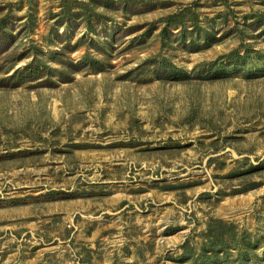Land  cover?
Here are the masks:
<instances>
[{
  "label": "rangeland",
  "instance_id": "1",
  "mask_svg": "<svg viewBox=\"0 0 264 264\" xmlns=\"http://www.w3.org/2000/svg\"><path fill=\"white\" fill-rule=\"evenodd\" d=\"M0 264H264V0H0Z\"/></svg>",
  "mask_w": 264,
  "mask_h": 264
},
{
  "label": "trees",
  "instance_id": "2",
  "mask_svg": "<svg viewBox=\"0 0 264 264\" xmlns=\"http://www.w3.org/2000/svg\"><path fill=\"white\" fill-rule=\"evenodd\" d=\"M172 16H175V15H171V17H172ZM218 223L220 224V227H224V226H225V224H224L223 222H221V221H219ZM219 224H218V225H219ZM218 225H217V226H218ZM211 235H212V231H211V234H209V238H208V241L212 243L213 240L211 239ZM223 242H224V241H223Z\"/></svg>",
  "mask_w": 264,
  "mask_h": 264
}]
</instances>
